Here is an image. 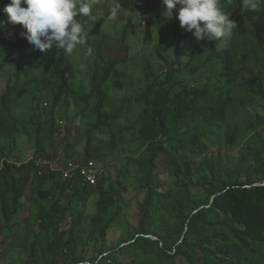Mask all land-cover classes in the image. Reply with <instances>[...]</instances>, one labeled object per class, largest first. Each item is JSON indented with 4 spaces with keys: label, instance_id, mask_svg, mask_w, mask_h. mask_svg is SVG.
Instances as JSON below:
<instances>
[{
    "label": "trees",
    "instance_id": "obj_1",
    "mask_svg": "<svg viewBox=\"0 0 264 264\" xmlns=\"http://www.w3.org/2000/svg\"><path fill=\"white\" fill-rule=\"evenodd\" d=\"M224 1L219 0L221 7ZM9 2L0 0V6ZM116 2L132 7L135 0ZM259 8L258 20L255 14L246 13L240 0L233 11L240 22V30L248 33L247 24L251 22L257 41L264 47V4ZM172 27L176 42L172 50L167 48L170 52L159 54L166 63L165 67L161 73L150 68L146 70L145 81H141L145 85L143 96L135 98L141 104L146 101L138 115L141 125L135 139L145 143V153L140 159L131 157L140 175L139 193L145 194L138 206L139 220L130 236L121 237L119 243L110 247H107V240L114 224L122 211L130 206L112 194L115 188L107 175L112 163L104 166L105 174L98 184L80 186L62 179L59 172L45 171L39 175L34 160L46 153L47 145L54 152L64 148L71 158L94 159L101 154L102 148L93 141L98 138L96 132L108 127L106 118L110 114L103 111L109 95L105 86L117 61L106 66L101 77L93 78L89 94L81 95L86 102L94 96L98 99L93 108L96 119L87 131L82 157L72 152L74 146L68 136L61 141L55 139L63 129L55 111L70 91L69 80L75 71L73 65L64 57L54 61L53 79L60 83L44 119L31 112L29 120L24 119L19 124L11 97L21 96L26 90L14 94L16 91L8 82L0 100V152L5 154L7 148L3 139L15 144L26 134L31 136L32 131L35 132L37 146L36 155L30 161H12L3 155L0 165V236L5 235L14 223L28 188L31 189L30 198L38 205V229L34 232V240L26 247V258L16 264H177L178 258L184 260L183 264H260L255 259L261 260L264 250V104L260 107L253 104L258 112L257 120L252 119L243 127V135L249 136L243 145V163H236L235 157L209 154L208 142L205 144L201 139V126H207L212 132L222 131L228 126V113L233 104L230 89L235 56L229 48H219L213 41H198L180 26L177 18ZM150 34L147 30L148 39ZM14 47L20 53L19 62H28L30 67H34L43 54L21 35H15ZM55 49L53 47L47 54ZM183 63L191 72L205 68L213 74L218 73L215 85L210 80L194 86L178 82L177 73ZM3 66L1 64L0 69ZM258 68L264 70V61ZM223 78H227L226 82ZM263 84L262 76L252 82L264 100ZM212 88L226 93L216 103L209 97ZM124 100L128 102L131 99ZM47 105L50 106L49 103ZM240 129L236 125L234 131L227 134L229 144L237 141ZM173 136L183 145L172 143L168 147ZM30 141L31 137L26 143L29 145ZM111 143L114 148L115 137ZM173 151L177 152L185 169H176L178 191L169 195L156 185V170L158 157ZM201 155L204 160L194 163V158ZM254 162L257 165L239 172V166ZM196 174L198 183L194 179ZM49 197L52 200L47 205ZM75 201L82 203L85 210L74 209Z\"/></svg>",
    "mask_w": 264,
    "mask_h": 264
},
{
    "label": "rangeland",
    "instance_id": "obj_2",
    "mask_svg": "<svg viewBox=\"0 0 264 264\" xmlns=\"http://www.w3.org/2000/svg\"><path fill=\"white\" fill-rule=\"evenodd\" d=\"M239 0H225L222 4V11L236 22V27L230 38L213 41L219 48H229L235 56V72L233 74V84L230 89L232 105L228 113V126L222 131L212 132L207 126H201V139L209 144V154L217 156L235 157L236 163L243 161V145L249 136H244V128L250 120H257V109L264 104V100L257 94L258 87H253L252 82L256 77L262 76L264 70H260L258 65L264 61V47L260 45L255 37V27L248 22V33L240 30V22L234 16L233 8ZM243 2V0H240ZM7 5V4H5ZM5 5L0 6V21H6V14L3 12ZM24 6V5H22ZM117 9L115 19L111 18L112 9ZM165 6L163 0H135L132 7L119 5L116 0H95L92 5V15L94 20L81 16L79 22L84 26L87 34L86 44L78 46L73 54L66 55L55 49L47 55L41 54L39 61L30 67L28 62L20 63V53L15 49V35H21L24 29L21 25L5 24L0 28V100L5 92L8 82L14 88V94L23 89L26 91L21 96H12L11 104L18 114L20 123L29 120L31 112H35L40 119H44L47 111L51 107L53 95L59 87V80L53 79L54 61L59 57H64L73 65L74 77L70 78V91L64 96L63 102L55 111L57 120H63V129L57 133L55 139L61 141L65 136L69 137L74 146L73 153L82 157L85 153L87 131L94 125L95 116L93 108L97 103V97H92L88 102L81 98L90 93L93 86V78H99L104 74L105 67L110 66L113 61H117L111 77L106 83L108 100L103 111L110 114L106 118L107 130L96 132L98 138L93 141L102 148L99 156L94 157L100 165L108 167L107 175L115 191L112 194L121 202H128L129 207L125 208L119 219L115 222L110 238L107 240V247L111 244L119 243L121 237L130 236L135 231V226L139 220V202L145 197L140 191V175L134 160L139 159L145 153V143L138 137L140 121L138 115L146 105V101L136 102L135 98L143 96L146 70L153 69L154 72L161 73L166 63L159 57L160 52L172 50L176 42L173 36L172 22L175 21L178 10H174L173 17L167 19L163 13ZM258 15L261 10L253 12L246 9V13ZM161 15L162 22L159 23ZM98 24V28L96 27ZM149 27V29H148ZM147 30H150V38H147ZM11 32V34H10ZM18 33V34H15ZM92 48V53L87 52V48ZM170 50V51H171ZM169 51V52H170ZM150 64V67H149ZM216 73V72H215ZM178 82L186 83L190 86L201 85L206 80H210L215 85L218 73L213 74L205 68L196 72H191L185 63L180 66ZM225 79V82L227 78ZM264 87V84H263ZM223 93L211 89L210 98L213 103L218 102ZM131 99L128 102L124 99ZM49 103L45 106V103ZM261 113V112H260ZM34 125V124H33ZM241 127L237 141L233 144L227 142V134L234 131V127ZM35 126V125H34ZM35 132L31 136L25 135L15 144L10 140L3 139L6 143L5 154L0 152V165L3 155L12 161L24 162L35 156L37 146L34 140ZM31 137L29 145L26 141ZM116 141L114 148L111 147V139ZM175 146L183 145L176 136H173L171 144ZM49 144V142H48ZM46 153L52 148L46 147ZM11 153V155H9ZM173 151L169 155L158 157V168L156 170V185L161 187V191L173 195L178 191V177L176 169H185V164ZM95 155L96 152H93ZM98 155V154H97ZM194 163H201L204 157L201 155L194 158ZM197 161V162H196ZM243 163V162H242ZM257 163H246L239 166V172L246 168L255 166ZM183 171V170H182ZM195 174V170H193ZM195 182L198 183V174ZM31 189L28 188L20 203V210L14 223L0 236V264H16L27 256L26 247L30 246L34 240V232L38 229L36 222L38 205L34 204L30 198ZM49 200L52 198L49 197ZM91 203V202H89ZM74 209L85 210L82 203L75 201ZM88 209V208H87ZM86 209V210H87ZM1 212V202H0ZM93 212V210H92ZM261 249V248H260ZM256 258V257H255ZM169 261V259H166ZM260 264H264V250ZM6 261V262H4ZM177 264H183L184 260L178 258ZM89 263V262H88Z\"/></svg>",
    "mask_w": 264,
    "mask_h": 264
},
{
    "label": "clouds",
    "instance_id": "obj_3",
    "mask_svg": "<svg viewBox=\"0 0 264 264\" xmlns=\"http://www.w3.org/2000/svg\"><path fill=\"white\" fill-rule=\"evenodd\" d=\"M95 0H10L3 12L5 24L21 25L25 38L35 50L47 55L53 47L71 55L78 46L86 44L87 34L78 17L94 20L92 5ZM164 17L171 19L178 10L177 19L182 28L198 41H220L230 38L236 22L222 11L219 0H163ZM264 0H243V7L256 12ZM24 5V6H22ZM113 8L111 18L115 19ZM87 52L92 53L88 47Z\"/></svg>",
    "mask_w": 264,
    "mask_h": 264
},
{
    "label": "built area",
    "instance_id": "obj_4",
    "mask_svg": "<svg viewBox=\"0 0 264 264\" xmlns=\"http://www.w3.org/2000/svg\"><path fill=\"white\" fill-rule=\"evenodd\" d=\"M60 124L63 125L64 121L60 120ZM34 162L39 168V175H42L45 171L59 172L62 179L69 180L73 184L76 183L80 186H94L102 180L105 174V167L98 164L95 159L68 157L64 148H60L57 152L51 150L37 157Z\"/></svg>",
    "mask_w": 264,
    "mask_h": 264
}]
</instances>
